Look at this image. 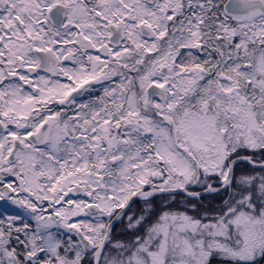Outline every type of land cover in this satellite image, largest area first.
Returning <instances> with one entry per match:
<instances>
[{
    "label": "snow or ice",
    "instance_id": "snow-or-ice-1",
    "mask_svg": "<svg viewBox=\"0 0 264 264\" xmlns=\"http://www.w3.org/2000/svg\"><path fill=\"white\" fill-rule=\"evenodd\" d=\"M0 264H264V0H0Z\"/></svg>",
    "mask_w": 264,
    "mask_h": 264
}]
</instances>
